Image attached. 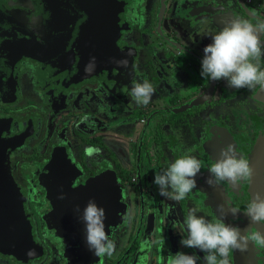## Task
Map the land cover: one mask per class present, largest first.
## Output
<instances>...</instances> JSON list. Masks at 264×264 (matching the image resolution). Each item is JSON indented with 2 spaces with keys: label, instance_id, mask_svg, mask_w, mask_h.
I'll use <instances>...</instances> for the list:
<instances>
[{
  "label": "flooded vegetation",
  "instance_id": "1",
  "mask_svg": "<svg viewBox=\"0 0 264 264\" xmlns=\"http://www.w3.org/2000/svg\"><path fill=\"white\" fill-rule=\"evenodd\" d=\"M28 2L0 0V146L2 166L23 199L40 253L16 258L0 251V264L70 261L71 237L51 244L57 230L50 232L41 215L55 221L66 215L67 224L72 222L68 198L104 172L110 179L116 175L134 216L107 229L113 255L89 253L84 260L76 253L77 264H167L178 252L205 264L204 252L180 243L193 208L210 221L262 232L264 223L252 225L245 213L254 170L261 171L264 186V89L204 79L201 61L210 35L225 23L264 20V0H112L116 30L98 46L83 44L88 10L102 9L103 0ZM105 53L106 60L85 73L88 61ZM122 60L127 67L118 63ZM144 80L155 89L146 106L129 95L133 81ZM227 145L249 160L252 175L210 186L209 169ZM171 151L201 162L196 187L181 201L161 196L154 183L155 174L174 162L166 155ZM164 233L174 251L164 249ZM229 260L264 264V248L250 241L247 250L230 252Z\"/></svg>",
  "mask_w": 264,
  "mask_h": 264
},
{
  "label": "clouds",
  "instance_id": "2",
  "mask_svg": "<svg viewBox=\"0 0 264 264\" xmlns=\"http://www.w3.org/2000/svg\"><path fill=\"white\" fill-rule=\"evenodd\" d=\"M210 36L212 42L203 49L202 78L224 80L228 88L252 89L258 86L264 89V20H257L253 24L250 20L233 19ZM94 60L95 58L85 66V73L94 71ZM118 63L127 67L128 61ZM154 92L149 81H133L129 95L137 105L146 106ZM200 170L201 162L195 156L185 154L163 171L157 172L154 183L159 187L161 196L181 201L196 187V177ZM209 173L206 183L210 186L221 181L235 184L248 180L252 175V168L248 159L238 156L233 146L227 145L221 149L220 158L211 165ZM58 198L63 200L65 196L60 195ZM76 211H79L78 206ZM237 211L233 209V215ZM197 212L198 209L193 208L184 219L187 236L180 243L204 252L205 264H230V252L247 250L250 241L264 248V232L257 230L249 233L247 229L242 231L238 226L226 224L222 220L210 221L197 215ZM245 215L252 225L264 223V196L257 194L248 203ZM105 219V210L90 200L83 210L82 220L85 223V242L97 257L111 256L115 251V242L105 231ZM198 259L194 254L178 252L168 256L167 264H197Z\"/></svg>",
  "mask_w": 264,
  "mask_h": 264
},
{
  "label": "water",
  "instance_id": "3",
  "mask_svg": "<svg viewBox=\"0 0 264 264\" xmlns=\"http://www.w3.org/2000/svg\"><path fill=\"white\" fill-rule=\"evenodd\" d=\"M97 0H88L89 3H96ZM30 5H34L33 0H29ZM104 7L97 11L89 8L88 25L86 30L87 40L83 45L105 44V36L115 32L114 10L110 8L112 0H103ZM99 27H97V24ZM84 34V35H85ZM95 36L98 37L94 41ZM104 37V39H99ZM74 43V42H73ZM83 43V42H82ZM172 114L179 113L178 110H171ZM260 172V173H259ZM256 174V175H255ZM259 174V175H258ZM254 183L250 191L252 199L257 194L264 196V186L260 185V170H254ZM107 178V172L99 174L94 178L91 185L76 190V195L81 196L88 187H94L101 182L103 184ZM23 199L15 189L10 177L5 173L2 166V149L0 146V251L8 253L16 258H30L39 255L38 247L33 241L30 225L23 210ZM262 232H264V227ZM32 254H29V253Z\"/></svg>",
  "mask_w": 264,
  "mask_h": 264
},
{
  "label": "rangeland",
  "instance_id": "4",
  "mask_svg": "<svg viewBox=\"0 0 264 264\" xmlns=\"http://www.w3.org/2000/svg\"><path fill=\"white\" fill-rule=\"evenodd\" d=\"M95 57H100V60L96 59L94 60V63H96V61L101 62V60H106V58L108 57V54L105 53L101 56L97 55ZM88 62H91V61H88ZM105 140L109 141V143H111V145L114 146V141H112L111 138H108ZM112 150L113 149H111V154L114 160L116 159L117 155L114 156L115 152ZM166 155L171 160H175L179 158V153H174L172 151L168 152ZM148 174H150V172ZM75 177H76V174H73L71 182L75 181L74 180ZM111 177L112 178L110 179L107 176L103 184H101L100 182L97 184L98 186H94L91 188L88 187V189L86 190L87 193L93 190H96V187L97 189L102 188L101 191L95 192V194L93 193L91 196L90 194H88L89 197L73 196L72 199L68 198L67 200L68 209L71 210L70 212L72 213L69 217L72 218L73 220L72 222L70 220L69 224H67L68 218L66 215H63L61 217L62 218L61 221H55L46 215H41L42 218L47 222L46 227L50 228V232H53L52 231L53 228L57 230L56 234L51 233L53 234L52 241H50L51 244L55 245V243L58 242L60 238L65 240L66 238H68V236L71 237V247L67 246L68 248L66 251H67V254L71 256L72 258L70 261L64 264H77L78 261L74 259V254L76 253L80 259H84V260L87 259L89 253L93 254L89 250L85 242V237H86L85 223L82 220L83 210L87 206L90 200L94 201L98 207H101L105 210L106 219L104 221V224H105L106 232L108 228L117 225L119 221L126 220L125 219L126 217L128 218L129 222H130V219L133 218L134 212H132V205L127 206V204L124 202L125 200H124L123 191L121 187L119 186V184L117 183L116 175L113 176V174H111ZM92 181H96V180L94 179L89 180L86 184L91 185ZM106 194H108V196ZM68 197H70L69 194H68ZM77 206L79 208V211H76ZM165 236H166L165 233L161 236V241L165 245L164 249L168 251H174L173 247H167ZM17 262L20 263V261H17Z\"/></svg>",
  "mask_w": 264,
  "mask_h": 264
}]
</instances>
